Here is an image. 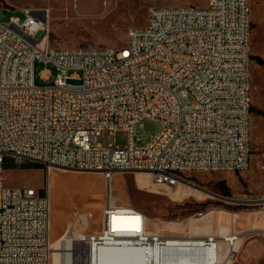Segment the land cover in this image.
I'll list each match as a JSON object with an SVG mask.
<instances>
[{"label": "built area", "instance_id": "obj_1", "mask_svg": "<svg viewBox=\"0 0 264 264\" xmlns=\"http://www.w3.org/2000/svg\"><path fill=\"white\" fill-rule=\"evenodd\" d=\"M20 11L23 19L0 23V264H51L54 251L49 185L45 195L8 188L7 158L43 165L48 176L103 175L101 219L74 211L57 239L60 264H97L108 249L127 250L139 264H233L257 230L150 233L148 217L121 203L112 181L138 172L177 189L198 186L189 173L250 169L251 0L152 7L121 48H52L49 12ZM36 63L52 67L40 74L51 84L35 83ZM146 120L158 131L142 142L136 130ZM103 132H126L128 141L103 147Z\"/></svg>", "mask_w": 264, "mask_h": 264}, {"label": "rangeland", "instance_id": "obj_2", "mask_svg": "<svg viewBox=\"0 0 264 264\" xmlns=\"http://www.w3.org/2000/svg\"><path fill=\"white\" fill-rule=\"evenodd\" d=\"M207 1L113 0L112 7L107 9L105 0L100 7H94L90 0H0V23H9L14 17L23 19L24 14L20 9L25 7L46 10L50 17L52 48H121L127 44L131 28L147 25L152 7H204ZM251 8L252 55L264 58V0H251ZM252 60V107L255 110L251 111L252 152L249 170L242 173H189L187 176L190 181L198 186H180L177 189L157 186L150 175L138 172L117 174L112 181V188L120 202L148 217L147 229L150 233L163 236H205L219 235L224 230H257L254 235L242 240L233 264H264V65L258 64L253 58ZM45 68L53 70L51 66L39 63L35 65V83L38 86L52 83L40 78ZM157 131L158 125L146 120L142 126L137 127L136 136L142 142H147ZM127 141L126 132H103L96 142L107 147L115 143L124 145ZM36 164L17 165L13 161L10 166H17L18 170H10L7 169L9 164L5 163L6 186L43 188L44 193H47L49 185L54 242L51 264H60V253L57 251L60 250V240L54 234L65 231L66 223L71 221L77 208L84 207L85 210L94 212L99 221L104 206L106 183L102 174L94 172L52 169L48 176L46 168L41 170ZM223 182H226L230 191L229 196L223 195L220 187ZM69 233L70 230L68 235ZM123 251L127 250H120L121 253ZM114 254L115 249H111L109 256ZM128 257L131 258L130 255Z\"/></svg>", "mask_w": 264, "mask_h": 264}, {"label": "bare ground", "instance_id": "obj_3", "mask_svg": "<svg viewBox=\"0 0 264 264\" xmlns=\"http://www.w3.org/2000/svg\"><path fill=\"white\" fill-rule=\"evenodd\" d=\"M90 1H92V4L94 7H100L103 0H90ZM105 1H106V3H104L105 7L107 9L111 8L113 4V0H105ZM110 251L111 249H108L102 252L101 257H100V259L104 261L102 264H139V262H137L136 259L132 257L131 258L128 257L129 252L127 251H123V253H121L120 249L119 250L117 249L115 250L116 254L109 256ZM120 253L123 254V256H120L121 255ZM108 258H109V261H107Z\"/></svg>", "mask_w": 264, "mask_h": 264}, {"label": "crops", "instance_id": "obj_4", "mask_svg": "<svg viewBox=\"0 0 264 264\" xmlns=\"http://www.w3.org/2000/svg\"><path fill=\"white\" fill-rule=\"evenodd\" d=\"M5 163H8L9 164V166L7 167V169H10V170H18V167L17 166H10V165L13 164V159L7 158L5 160ZM26 164L33 165V164H36V163L28 162ZM26 167H28V166H26ZM38 167H40L39 169L44 170V167L43 166H39V164H38ZM19 170H21V169H19ZM39 190L42 191V192H44L43 188H39ZM66 227H67V223H66ZM66 227H65V229H66ZM52 231H53V226H52ZM63 233H64V231L63 232H57V233L54 234V237L55 238H60L63 235ZM52 235H53V232H52ZM96 262H97V264H102L104 261L99 258Z\"/></svg>", "mask_w": 264, "mask_h": 264}, {"label": "trees", "instance_id": "obj_5", "mask_svg": "<svg viewBox=\"0 0 264 264\" xmlns=\"http://www.w3.org/2000/svg\"><path fill=\"white\" fill-rule=\"evenodd\" d=\"M253 59H255L258 62V64L264 65V58H262V57H253ZM252 110H255V108L252 107ZM38 168H40V167H38ZM220 187H221V189L223 191V195L229 196V192L230 191H229V189H228V187L226 185V182H223ZM41 194L45 195L44 192L41 193Z\"/></svg>", "mask_w": 264, "mask_h": 264}]
</instances>
